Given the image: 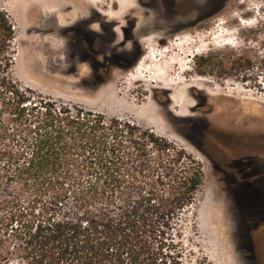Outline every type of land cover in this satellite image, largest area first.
I'll use <instances>...</instances> for the list:
<instances>
[{"label": "rangeland", "instance_id": "1", "mask_svg": "<svg viewBox=\"0 0 264 264\" xmlns=\"http://www.w3.org/2000/svg\"><path fill=\"white\" fill-rule=\"evenodd\" d=\"M42 1L0 0L16 26V79L153 129L201 161L204 182L181 223L184 264H264V77L231 69L238 51L261 49L264 0H69L68 11L86 7L72 18H60L59 0L33 11ZM20 203L0 212V264L28 262L23 224L44 202L23 192Z\"/></svg>", "mask_w": 264, "mask_h": 264}, {"label": "trees", "instance_id": "2", "mask_svg": "<svg viewBox=\"0 0 264 264\" xmlns=\"http://www.w3.org/2000/svg\"><path fill=\"white\" fill-rule=\"evenodd\" d=\"M15 39L0 5V212L23 192L44 202L23 224L27 264H184L181 223L201 161L153 129L36 96L15 77ZM255 53L232 61L243 80L264 77V38Z\"/></svg>", "mask_w": 264, "mask_h": 264}, {"label": "flooded vegetation", "instance_id": "3", "mask_svg": "<svg viewBox=\"0 0 264 264\" xmlns=\"http://www.w3.org/2000/svg\"><path fill=\"white\" fill-rule=\"evenodd\" d=\"M46 1V0H45ZM45 1H42L41 3H38V4H35L34 6H33V8H32V10L33 11H42L41 10V7H42V5L43 4H45ZM71 3L72 2H70L69 0H59V9H57V10H59L58 12H60L61 14H60V18L63 16V17H65V18H72V17H76V16H80L81 14H84L85 13V9H86V7L85 8H82V11L80 12V10H72V11H68L69 10V8L71 7ZM89 3V2H88ZM75 4V3H74ZM131 7H133V5L131 6ZM131 7H129V8H131ZM43 8V7H42ZM118 8V7H117ZM128 8V9H129ZM44 9H45V7H44ZM128 9H126V10H124L123 12H119L118 14H117V16H113V17H121ZM56 12H57V10L56 9H54ZM102 13H104V12H102ZM105 14V13H104ZM107 14V13H106ZM55 29L56 31H60L59 29H58V27H55L54 25H47V24H41V31L42 32H45V31H48V30H50V29Z\"/></svg>", "mask_w": 264, "mask_h": 264}, {"label": "bare ground", "instance_id": "4", "mask_svg": "<svg viewBox=\"0 0 264 264\" xmlns=\"http://www.w3.org/2000/svg\"><path fill=\"white\" fill-rule=\"evenodd\" d=\"M95 1V0H94ZM121 2V7H123V8H125L126 7V5H128V3H131V1L132 0H113V3L114 4H117V2ZM26 3V2H25ZM143 61H144V58H142V60L139 62V64H138V71L140 72L141 70H139L141 67H142V65H143ZM172 65H170V66H168L166 69H168V72L170 73V67H171ZM142 70H143V67H142ZM136 71V70H135ZM167 71V70H166ZM142 72V71H141ZM165 72V71H164ZM167 72V73H168ZM138 73V72H137ZM134 75V74H133ZM135 75H136V73H135ZM134 75V76H135ZM139 76H140V74H139ZM137 77V76H136ZM169 88H172L171 86L169 87ZM171 98L175 101L176 100V98H175V94H172L171 95Z\"/></svg>", "mask_w": 264, "mask_h": 264}]
</instances>
